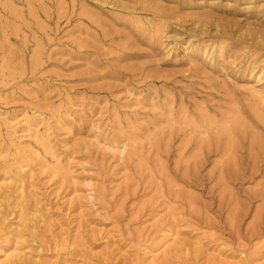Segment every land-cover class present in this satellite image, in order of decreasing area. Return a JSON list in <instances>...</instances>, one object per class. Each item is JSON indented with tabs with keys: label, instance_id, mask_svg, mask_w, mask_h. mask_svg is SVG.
I'll use <instances>...</instances> for the list:
<instances>
[{
	"label": "rangeland",
	"instance_id": "obj_1",
	"mask_svg": "<svg viewBox=\"0 0 264 264\" xmlns=\"http://www.w3.org/2000/svg\"><path fill=\"white\" fill-rule=\"evenodd\" d=\"M0 264H264V0H0Z\"/></svg>",
	"mask_w": 264,
	"mask_h": 264
}]
</instances>
